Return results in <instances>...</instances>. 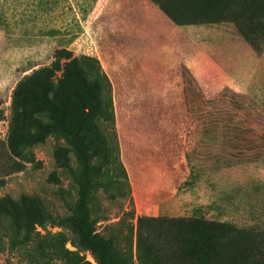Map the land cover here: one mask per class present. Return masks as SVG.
Returning <instances> with one entry per match:
<instances>
[{"label": "rangeland", "instance_id": "rangeland-1", "mask_svg": "<svg viewBox=\"0 0 264 264\" xmlns=\"http://www.w3.org/2000/svg\"><path fill=\"white\" fill-rule=\"evenodd\" d=\"M66 67L89 87L75 119L89 164L36 135L52 115L31 93L33 124L13 155V89L46 68L38 100L59 82L73 91ZM80 189L95 233L122 254L131 229V264L138 223L148 264H264V0H0V204L22 206L32 234H67L52 218ZM5 219L0 264H96L89 251L21 255ZM203 226L219 235L208 255Z\"/></svg>", "mask_w": 264, "mask_h": 264}, {"label": "trees", "instance_id": "trees-1", "mask_svg": "<svg viewBox=\"0 0 264 264\" xmlns=\"http://www.w3.org/2000/svg\"><path fill=\"white\" fill-rule=\"evenodd\" d=\"M64 73L65 81H69L72 77H76L77 84L73 88V91H70L65 85L59 82L53 90H51L52 87H50V89L47 88L45 92L46 96L38 100L35 96V91L43 90L44 87L41 76H44V80L51 76L46 68L33 71L29 76L25 75L13 89L11 95V109L12 123L15 130L11 133L7 145L9 151L13 155H19L17 142L26 140L29 137L28 130L26 129L33 124V121L27 119V117L31 115V111L27 107L30 106L27 102L29 93H31V96H34L32 106H37L34 110L39 112L48 111L52 115L51 124L36 123V135L39 136V138L52 135L56 138L63 139L74 152L81 154L84 165L87 166L89 164L90 158L87 155L88 148L85 144H82L83 138L77 135L79 124L75 122V119L85 118L88 107L86 105V102H88V97L86 95L89 92V87H87L85 77L82 73L77 71L72 73L68 67L64 68ZM45 82L46 81H44V83ZM63 92H70L73 94L74 99L71 100V102L65 100L63 98ZM53 120L55 126H53ZM72 121H74V123ZM86 197V190L80 189L76 205H67L69 214L65 217L52 218V224L58 226L61 230L67 231L68 235L61 231L53 234L46 233L45 235H39L37 232H33L34 234H32L29 219H25L23 222L19 220L21 213H19L17 209L22 208V206H15L13 202H9L8 205L10 208L5 209L2 204H0V217L3 219L6 218L4 222L6 225L5 230L9 232L13 240L12 246L20 251L21 255H23L26 250H37L39 247L40 249L47 250L49 256H77V253L81 251H89L96 264H131V229L123 235L128 253L122 254L114 245L113 239L103 238L95 233L94 227L96 221L88 219ZM124 214L131 217L132 211L129 210ZM211 229L212 228L203 226L200 236L202 240L200 249H205L204 253L207 255L208 250L206 242H211L212 239H215L214 236L217 235V229H213V231ZM143 238L146 239L145 233L139 227L138 223L134 242L136 258L140 264H148L147 256L145 254L143 255L141 252V243L143 242L141 239ZM67 242L75 251L70 252L63 247V244ZM211 255L214 256L213 251H211ZM61 260H63L62 257Z\"/></svg>", "mask_w": 264, "mask_h": 264}]
</instances>
